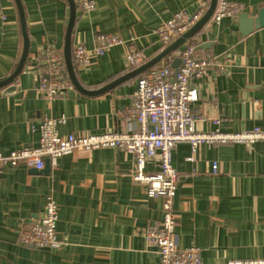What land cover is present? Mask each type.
Instances as JSON below:
<instances>
[{"label":"crops","instance_id":"0c3cea01","mask_svg":"<svg viewBox=\"0 0 264 264\" xmlns=\"http://www.w3.org/2000/svg\"><path fill=\"white\" fill-rule=\"evenodd\" d=\"M95 1L96 10L90 14L77 9L72 49L83 45L93 51L100 35L117 36L123 44L94 56L88 70L76 68L78 82L90 92L133 71L126 60L129 48L153 59L163 51L158 36L162 24L177 13L194 14L204 3L210 4V0ZM225 1L242 5L241 15L250 18L264 9V0ZM21 2L30 51L14 84L17 89L10 94L0 89V155L37 147L39 133L34 129L45 118L66 120L58 127L61 136L125 131L126 124L115 113L132 104L140 77L102 94L85 95L72 85L66 95L46 99L38 92L35 70L47 57L64 61L70 7L67 0ZM0 7L7 18L0 20V81H4L18 67L24 38L15 1L0 0ZM241 15L219 25L211 21L193 39L197 58L216 59L204 76L191 82L198 94L191 108L199 132L264 130V28L242 35ZM216 120L219 126L214 125ZM192 155L186 143L173 151L178 245L199 248L204 264L264 259V144L204 145L194 162L188 160ZM215 163L217 173L212 170ZM133 165L131 155L110 149L76 152L43 171L23 163L1 165L0 264H160L145 233L162 222L163 199L149 197L147 188L133 181ZM146 171L155 173L159 168L153 163ZM50 197L59 208L61 248L21 245L19 224L39 219Z\"/></svg>","mask_w":264,"mask_h":264},{"label":"built area","instance_id":"2783aa9c","mask_svg":"<svg viewBox=\"0 0 264 264\" xmlns=\"http://www.w3.org/2000/svg\"><path fill=\"white\" fill-rule=\"evenodd\" d=\"M75 3L83 14L96 10L95 0H75ZM208 7L204 3L194 14L182 11L162 24L158 36L163 50L185 35L202 18ZM242 12V5L220 0L211 21L219 25L226 18H238ZM6 19L0 7V20ZM122 44L123 41L117 36L100 35L93 51L87 50L83 45L75 46L72 50L75 70H88L94 56L103 55ZM126 60L129 68L135 70L148 62V56L144 51L132 47L126 52ZM173 62L174 57L169 56L140 76L132 104L115 113L126 124L125 131L61 136L58 127L65 124L66 120L45 118L34 129L39 133V145L13 151L8 156L0 155V166L16 167L23 163L30 169L43 171L46 161L56 167L60 158L76 152L91 153L110 149L127 153L133 158V181L144 185L149 197L163 199L162 222L150 227L145 233L147 244L159 254L160 264H204L199 248H181L177 242L178 221L173 206L178 189V172L173 165V151L180 144H189L193 155L188 160L194 162L195 155L204 145H243L252 148L255 144H264V130L255 127L239 133H226L219 129L207 133L197 131L191 105L198 101V94L191 87V82L194 78L204 76L214 66L216 59L197 58V44L190 40L185 44L177 72L172 68ZM35 73L39 81L38 92L48 100L62 97L73 89L67 78L64 61L59 57H47L44 64L36 68ZM213 123L215 126L220 125L218 120ZM153 163L159 171L148 173L147 166ZM212 170L217 173L216 163ZM59 220L58 205L50 197L39 219L19 224V243L35 249L59 250L62 246L57 237ZM227 264H264V259L232 260Z\"/></svg>","mask_w":264,"mask_h":264},{"label":"water","instance_id":"95a60500","mask_svg":"<svg viewBox=\"0 0 264 264\" xmlns=\"http://www.w3.org/2000/svg\"><path fill=\"white\" fill-rule=\"evenodd\" d=\"M14 1L17 6V10L19 13L20 21H21L22 33H23V38H24V48H23L20 62L15 72L9 78L5 79L4 81H0V89L6 88L5 94H10L11 92L17 89L16 85L14 84L18 80L19 76L23 73L27 65L29 51H30V41H29L28 32H27L24 7L22 5L21 0H14ZM67 1L70 7V20H69L67 33H66V40H65V48H64V61L65 62L64 63H65L69 81L72 83L76 91L82 94H85V95L102 94L104 92H107L113 89L114 87L118 86L119 84L125 81L133 79L135 77H140L143 74L150 71L151 69H153L154 67L161 64L169 56L174 57L172 68L175 70V72H177L178 68L181 65V56H182V53L185 51V44L188 41L193 40L194 37L198 33H200L211 22L212 17L216 12V9L218 7V2H219V0H210L208 10L204 13L202 18L185 35H183L180 39L174 41L171 45L165 48L159 55L149 60L141 67L119 78L118 80L108 85L107 87L99 91L90 92V91L83 89V87L80 85L77 79L76 70H75L74 63H73V55H72V50H73L72 49V35H73V30H74L76 18H77V6L75 3V0H67ZM239 23L241 24L240 31L242 35L244 36L250 35L256 29L264 28V9L260 11L258 17L256 18H250L248 17L247 14L241 15ZM60 80H62V78ZM49 168H50V163L48 161L46 162V170H49Z\"/></svg>","mask_w":264,"mask_h":264}]
</instances>
